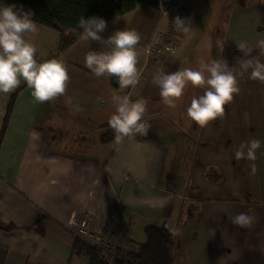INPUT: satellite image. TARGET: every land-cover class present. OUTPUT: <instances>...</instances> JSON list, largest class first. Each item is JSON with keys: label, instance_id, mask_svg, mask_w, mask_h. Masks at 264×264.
Returning <instances> with one entry per match:
<instances>
[{"label": "crops", "instance_id": "1", "mask_svg": "<svg viewBox=\"0 0 264 264\" xmlns=\"http://www.w3.org/2000/svg\"><path fill=\"white\" fill-rule=\"evenodd\" d=\"M186 11L191 33H179L173 52L161 59L148 51L163 23L156 6L106 21L104 39L118 30L141 37L135 89L97 78L85 56L107 48L80 35L56 57L71 77L65 95L40 104L23 81L11 95L0 93V223L13 226L0 228V264H89L73 252L79 236L66 226L68 212L81 211L103 234L113 208L112 231L122 232L132 251L145 242L146 226L165 223L180 232L174 264H264V84L244 73L225 118L200 128L187 108L203 89L189 85L173 109L152 83L161 70L198 69L201 60L223 59L238 69L241 41L264 62L256 48L264 39V0H188ZM37 25L36 56L45 58L55 52L60 32ZM114 95L147 101V136L121 144L101 140L111 129ZM252 139L261 141L255 175L252 161L234 156ZM240 213L254 217L250 229L231 223Z\"/></svg>", "mask_w": 264, "mask_h": 264}, {"label": "clouds", "instance_id": "2", "mask_svg": "<svg viewBox=\"0 0 264 264\" xmlns=\"http://www.w3.org/2000/svg\"><path fill=\"white\" fill-rule=\"evenodd\" d=\"M169 22V21H168ZM79 27L84 41H97L107 50H90L85 56V66L97 77L114 79L121 90L135 89L140 84L142 71L138 67L137 47L140 35L131 30H118L104 39L100 33L107 28V22L96 16L81 17ZM178 33L189 35L192 26L189 20L176 17L171 25ZM38 32V25L31 11L15 4L0 6V93L11 95L22 81L31 89L35 102L43 104L55 101L66 94L71 80L67 63L58 58L40 61L37 59V47L33 37ZM243 53L239 68L229 67L223 59H213L209 63L200 61L198 69L184 68L171 73L158 72L152 80L160 89V96L165 106L176 108L185 95L186 88L203 89L199 97H193L187 108L188 117L200 128H206L211 122L225 118V106L233 103L239 95V77L250 70L249 79L264 84V62L259 56H252L253 48L246 41L237 43ZM256 48L264 55V39H259ZM115 112L108 124L114 133L117 144L137 135L147 136L151 125L146 122L148 115L147 101H132L128 95L113 96ZM261 148L259 139L241 143L235 150L236 160H248L251 175L257 172L255 161L257 150ZM231 223L240 228H251L254 217L240 213L231 218ZM172 235H179V229H169Z\"/></svg>", "mask_w": 264, "mask_h": 264}, {"label": "trees", "instance_id": "3", "mask_svg": "<svg viewBox=\"0 0 264 264\" xmlns=\"http://www.w3.org/2000/svg\"><path fill=\"white\" fill-rule=\"evenodd\" d=\"M156 3V0H0V6L22 5L25 11L32 12L36 23L59 30L60 39L55 52L45 58L37 57L40 61L56 58L82 35L78 23L81 17L87 19L96 16L107 21L144 5L155 6ZM112 132V129H109L101 133V140L114 139ZM0 228L10 231L13 226L0 223ZM170 228L165 223L149 224L144 229L145 242L139 245L138 250L124 248L123 256H114L113 260L103 258L97 239L87 238V241L79 237L74 240L73 252L84 254L89 264H174L179 237L172 235Z\"/></svg>", "mask_w": 264, "mask_h": 264}, {"label": "built area", "instance_id": "4", "mask_svg": "<svg viewBox=\"0 0 264 264\" xmlns=\"http://www.w3.org/2000/svg\"><path fill=\"white\" fill-rule=\"evenodd\" d=\"M156 8L162 17V24L158 28L155 39L149 46L148 51L156 57H165L173 52L179 33L172 29L176 17L185 19L187 14L188 0H156ZM169 21V22H168ZM141 81V80H140ZM116 208H113L109 214L108 222L105 225L103 234H97L90 228V220L87 215L81 211L69 210L66 224L77 228L79 237L88 238L89 240L97 239L98 245L103 254V258L113 260L115 257L123 256V249L128 247V240L122 232H113L110 227L111 222L116 217ZM101 236V237H97Z\"/></svg>", "mask_w": 264, "mask_h": 264}, {"label": "water", "instance_id": "5", "mask_svg": "<svg viewBox=\"0 0 264 264\" xmlns=\"http://www.w3.org/2000/svg\"><path fill=\"white\" fill-rule=\"evenodd\" d=\"M110 82H111L113 87L118 88V83L114 79L113 80L110 79Z\"/></svg>", "mask_w": 264, "mask_h": 264}, {"label": "rangeland", "instance_id": "6", "mask_svg": "<svg viewBox=\"0 0 264 264\" xmlns=\"http://www.w3.org/2000/svg\"><path fill=\"white\" fill-rule=\"evenodd\" d=\"M157 58H160V57H157ZM160 59H161V58H160ZM141 77H142V76H141ZM70 210H72V209H70ZM66 226H69V225L66 224ZM111 226H112V225L110 224V227H111ZM69 227H70V226H69ZM76 231H77V228H76Z\"/></svg>", "mask_w": 264, "mask_h": 264}]
</instances>
